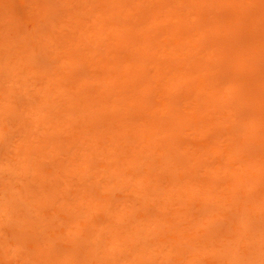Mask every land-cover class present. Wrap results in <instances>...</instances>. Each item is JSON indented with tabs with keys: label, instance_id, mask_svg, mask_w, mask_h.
I'll list each match as a JSON object with an SVG mask.
<instances>
[{
	"label": "rangeland",
	"instance_id": "1",
	"mask_svg": "<svg viewBox=\"0 0 264 264\" xmlns=\"http://www.w3.org/2000/svg\"><path fill=\"white\" fill-rule=\"evenodd\" d=\"M74 7L0 0V65L32 61L0 83V205L79 232L69 264H264V0Z\"/></svg>",
	"mask_w": 264,
	"mask_h": 264
},
{
	"label": "clouds",
	"instance_id": "2",
	"mask_svg": "<svg viewBox=\"0 0 264 264\" xmlns=\"http://www.w3.org/2000/svg\"><path fill=\"white\" fill-rule=\"evenodd\" d=\"M62 6L57 10L56 21L65 18L62 14L63 8L72 10L73 14L78 12L74 6L78 0H56ZM67 18H71L68 16ZM57 22L50 24L48 29L37 38L47 40L55 49L56 42L52 39L57 29ZM11 59V56L9 57ZM32 61L25 57L21 66L0 65V73L3 79L0 83L7 88L9 93L22 88L31 72ZM63 93L70 90L60 89ZM76 89L75 92H79ZM257 185H251L243 193L246 202L256 199ZM5 190L4 185L0 184V191ZM47 210L35 201H25L22 204L4 206L0 205V250L9 253L7 259L16 264H69L70 252L79 242L80 233L73 232L71 228L63 234L57 232L55 226L48 224ZM11 240L14 243H8ZM241 242L249 247L264 249V232H246L241 236ZM231 241L218 240L213 242V246L220 248L231 247ZM33 244L34 248L29 249L28 245ZM152 250L149 249V252ZM180 255L179 252L166 253L165 256Z\"/></svg>",
	"mask_w": 264,
	"mask_h": 264
}]
</instances>
